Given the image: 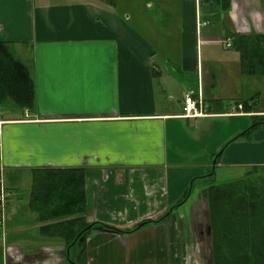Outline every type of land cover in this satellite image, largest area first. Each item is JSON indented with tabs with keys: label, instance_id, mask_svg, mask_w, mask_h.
<instances>
[{
	"label": "crops",
	"instance_id": "0c3cea01",
	"mask_svg": "<svg viewBox=\"0 0 264 264\" xmlns=\"http://www.w3.org/2000/svg\"><path fill=\"white\" fill-rule=\"evenodd\" d=\"M229 1L219 10L216 0H0V40L36 83L32 109L0 105L10 191L0 264H190L205 224L203 176L264 163V137H238L219 159L198 146L203 121L264 114V75L244 73L234 48L236 34H264V0ZM190 94L206 115L180 116ZM44 169L85 172L83 186L71 185L76 212L60 210L61 192L32 194L33 173ZM26 172L28 193L16 197ZM172 207L130 233L104 226L133 228Z\"/></svg>",
	"mask_w": 264,
	"mask_h": 264
},
{
	"label": "trees",
	"instance_id": "16d2710c",
	"mask_svg": "<svg viewBox=\"0 0 264 264\" xmlns=\"http://www.w3.org/2000/svg\"><path fill=\"white\" fill-rule=\"evenodd\" d=\"M229 0H216L219 10L229 8ZM234 48L238 50L246 74L264 75V34L251 35L236 34ZM6 100H12L22 109H32L36 100V83L28 65L16 58L8 45L0 40V105ZM253 101V99H252ZM253 109V103H251ZM255 110H251L253 112ZM254 122L249 129L238 137L251 135L264 124V115L252 114ZM225 148L217 155L219 159ZM76 174V175H74ZM215 170L208 175L212 177ZM85 181L83 170H36L33 173L32 194L44 196L61 192L68 196L60 210L66 214L76 212L78 201H73L77 191L71 186L72 181ZM71 184H67V181ZM205 188L207 204V223L209 226L210 259L211 264H264V163L252 164L242 177L231 178L225 182L216 183L214 178ZM191 185L187 189V195ZM83 193V191H81ZM78 194V193H77ZM78 198V196L76 197ZM79 199V198H78ZM62 201V200H60ZM42 203V201H40ZM46 203V202H45ZM171 214V209L162 216L146 220L129 229H119L107 224L105 227L130 233L151 222H161ZM79 219L69 218L60 223H74ZM99 222H92L91 226ZM87 227L81 232H86ZM71 244L74 239L66 237Z\"/></svg>",
	"mask_w": 264,
	"mask_h": 264
},
{
	"label": "rangeland",
	"instance_id": "374dc122",
	"mask_svg": "<svg viewBox=\"0 0 264 264\" xmlns=\"http://www.w3.org/2000/svg\"><path fill=\"white\" fill-rule=\"evenodd\" d=\"M163 95V94H161ZM184 94H180L179 97H183ZM162 97V96H161ZM178 98H176V103H178ZM264 96L261 97V101L259 104V108H264ZM12 104L14 101H10ZM10 105V104H9ZM264 115V114H261ZM254 122V119L252 116L249 118H237V117H229V118H223V119H216L213 120L211 123L210 121L207 123V121H203L200 126H199V131L204 133V138L198 145L201 147V150L204 151V153H209L213 159L217 158V155L225 148L226 144L233 139L234 137L237 136L238 132H233V127L235 125V128L238 126H245L246 129H248L252 123ZM245 130V129H244ZM242 133V132H241ZM188 136V131L186 132ZM247 137V136H246ZM261 137H264V128L263 125L256 130L253 134H251L250 139L251 141H257L261 139ZM184 138L180 140V143L183 142ZM175 142V140L172 137L171 131H170V145H169V151L170 155L172 153V150L176 148V144H172V142ZM257 145L264 146V142L257 143ZM209 155H201L198 156L200 157L201 160H207L209 159ZM253 164H262V163H253ZM252 166L251 164H238V163H232V164H225V168L221 171L219 175L216 174L212 175L211 180L214 178V182L216 183H221L225 182L231 178H237V177H242L244 174L249 170V168ZM212 170V168H211ZM210 170V171H211ZM31 176L29 175L28 172L24 173V180L22 183L19 184L17 187L15 196L16 197H23L25 196L28 192H26L27 188L24 187L26 183L29 181L30 183ZM207 183H210L208 180ZM6 184V183H5ZM205 224H207V210H205ZM205 231V230H204ZM205 233V232H204ZM203 233V234H204ZM198 243L199 244V249L194 250L195 252H192L194 256L191 257L190 264H211V259H210V243H209V238L207 235H198ZM196 239V237L194 238ZM195 245L197 244L196 240H193Z\"/></svg>",
	"mask_w": 264,
	"mask_h": 264
},
{
	"label": "built area",
	"instance_id": "2783aa9c",
	"mask_svg": "<svg viewBox=\"0 0 264 264\" xmlns=\"http://www.w3.org/2000/svg\"><path fill=\"white\" fill-rule=\"evenodd\" d=\"M226 46H232V42L230 39L226 40ZM207 114V110L204 107L203 100L200 97H195L194 95L190 94L187 95L185 98L184 105L182 107V113L180 114L181 117L184 118H195L204 116ZM3 170L0 171V226L4 227L6 221V203L8 197L10 196V191L8 190Z\"/></svg>",
	"mask_w": 264,
	"mask_h": 264
},
{
	"label": "flooded vegetation",
	"instance_id": "af4514ba",
	"mask_svg": "<svg viewBox=\"0 0 264 264\" xmlns=\"http://www.w3.org/2000/svg\"><path fill=\"white\" fill-rule=\"evenodd\" d=\"M212 170H213V168H212ZM212 170L210 171V172H212ZM209 172V173H210ZM209 173H207L206 175H208ZM215 173H216V171H215ZM203 176L204 178L205 177H208L209 179L208 180H211V177L210 176ZM209 184V183H208ZM190 187V186H189ZM206 188V187H205ZM205 188H204V194H205ZM193 190H194V187H191V191H190V193L187 195V191H186V194H185V196H184V198L179 202V203H177L176 205H174V207H176V206H178L179 204H181L182 202H183V200L185 201V199H188L189 198V195L193 192ZM206 197V196H205ZM171 209V213H172V210H173V207L172 208H170ZM170 209H168L167 211H169ZM166 211V212H167ZM165 212V213H166ZM163 215V214H162ZM171 215V214H170ZM169 215V216H170ZM168 216V217H169ZM167 217V218H168ZM166 218V219H167ZM164 221V220H163ZM162 222V221H161ZM156 223H159V222H156ZM208 225V223L207 224H201L199 227H198V225H197V228H200L201 230H200V232H201V235H206V233L209 235V226H207ZM205 230V231H204ZM205 232V233H204ZM204 233V234H203Z\"/></svg>",
	"mask_w": 264,
	"mask_h": 264
}]
</instances>
